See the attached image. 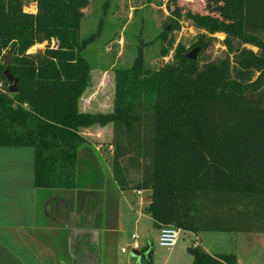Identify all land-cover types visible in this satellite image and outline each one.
Segmentation results:
<instances>
[{"label":"trees","instance_id":"1","mask_svg":"<svg viewBox=\"0 0 264 264\" xmlns=\"http://www.w3.org/2000/svg\"><path fill=\"white\" fill-rule=\"evenodd\" d=\"M227 1L243 11L239 23L211 24L167 0L173 28L165 24L163 56L182 20L203 32L156 70L141 46L116 72L113 110L82 112L92 70L84 50L100 35H78L90 0H0V146L33 149L37 188L75 190L79 151L89 144L81 129L111 123L113 177L122 190L150 192L146 212L157 227L264 234V0ZM216 33L225 36L222 56L209 52ZM37 44L44 49L29 52ZM197 46L195 60L181 55ZM12 47L17 93L3 74ZM191 249L192 264H238L232 252ZM143 251L140 263L152 264L153 250Z\"/></svg>","mask_w":264,"mask_h":264},{"label":"rangeland","instance_id":"2","mask_svg":"<svg viewBox=\"0 0 264 264\" xmlns=\"http://www.w3.org/2000/svg\"><path fill=\"white\" fill-rule=\"evenodd\" d=\"M227 2V0L226 2L221 0H178L179 4H184L192 10L200 12L211 24L229 21L239 23L243 11L240 7L237 8ZM166 3L167 0H90L88 7L83 9L84 17L78 35L81 40L99 31L100 35L84 50V56L92 66V70L89 87L80 100L79 107L81 109H86L89 112H110L113 110L116 72L132 66L141 46L145 63L151 70H156L172 61L179 45H184L187 49L192 46L196 41V36L203 31L197 30L190 21L184 19L180 22V29L172 30L169 37L173 42L169 53L163 56L162 49L168 44L163 38L165 24H169L168 30L173 28V24L169 21L171 12ZM24 9L27 12H36V8L29 4H26ZM215 35L218 39L214 42V48L209 52L212 56H222L225 47L221 41L225 36L222 33ZM44 47L45 44H37L29 52L42 50ZM251 48L256 50L255 47ZM100 134L105 141L110 137L109 132L103 130ZM102 143L103 152H108V142ZM6 148L27 149L26 151L33 154L30 147ZM32 158L30 155L16 159L14 156H8L5 162L6 158L0 156V180L6 178L4 167H8L9 175L7 177L9 178L22 177L29 172L32 173ZM103 168L101 173L98 170L99 175L104 173L109 177L108 169L105 165ZM140 175L141 171L131 169L130 177L134 182ZM132 190L127 189L122 192L114 188L113 185L106 189L105 195L111 199L112 206L113 203L115 204V210L118 212V232L109 234L111 236L108 243L110 247L102 245V249L104 251L106 249L104 257H108L105 263L102 260L98 261L99 254L96 255L97 252L93 251L92 248L95 247L90 241H87V246L81 243L85 249L89 247L91 253L88 254L97 259V262L89 261L87 264H141L140 256L145 254L143 251L145 248L148 250L155 248L154 264H192L193 255L187 246L192 245L194 241L200 242V246L213 254L235 253L238 257V264H264V234L262 233L206 231L197 233L196 237L195 234L182 231L176 247L171 250L160 247L158 244L159 230L146 212V206L150 201H145L144 206L136 204L134 201L136 193ZM70 194L68 191L69 197ZM148 195L150 196V192L144 190V197H148ZM71 196L73 197L72 194ZM95 197L100 203L102 202L99 196L95 195ZM4 208H9L11 215H14L13 204L3 203L0 199V213ZM76 212L78 214L80 211ZM82 212L84 213V211ZM134 233L139 237L140 249L132 251L129 248L127 253H122L121 249L132 243L131 236ZM99 247L98 243L95 249L98 248L99 251ZM0 252V257H9L3 251Z\"/></svg>","mask_w":264,"mask_h":264},{"label":"crops","instance_id":"3","mask_svg":"<svg viewBox=\"0 0 264 264\" xmlns=\"http://www.w3.org/2000/svg\"><path fill=\"white\" fill-rule=\"evenodd\" d=\"M80 110L89 112L86 109L80 108ZM102 130L109 132L110 137L106 141L100 134ZM81 133L89 144L79 151L75 190L37 188L34 184L33 160H31L32 173L29 172L22 177H7L8 167H4L6 178L0 180V199L3 203L13 204L14 215H11L9 208H4L0 213V251L9 256L8 258L0 257L1 263L87 264L89 261L97 262L93 255L88 254L89 247L87 249L82 247L87 246V241H90L94 247L99 243V251L98 248L95 249L96 247L92 249L97 252L96 255L99 254L98 261L107 262L108 257H104L106 249L104 251L102 245L108 246L111 239L109 234L118 232L119 217L115 204L113 203L112 206L111 199L105 195V192L112 185L122 192L125 191L119 188L113 177V124L83 128ZM102 142H108V152H103ZM26 150L0 148V156L6 158L5 162L8 156H14L16 159L30 155L34 158V151L32 154ZM103 165L108 169L109 177L104 173L99 175L98 170L101 173L104 170ZM68 191L73 197L71 194L70 197L67 195ZM132 192L136 193L134 197L136 204L144 206L145 201H150L149 195L144 197V190L141 194L137 193V189H133ZM95 195L101 198V203ZM76 211L80 212L77 214ZM149 218L151 219L150 215ZM157 229L160 231V227ZM195 236L197 237V234ZM195 242L201 245L200 242L194 241L192 245L187 246L189 250H192ZM152 250V264H154L155 248Z\"/></svg>","mask_w":264,"mask_h":264},{"label":"built area","instance_id":"4","mask_svg":"<svg viewBox=\"0 0 264 264\" xmlns=\"http://www.w3.org/2000/svg\"><path fill=\"white\" fill-rule=\"evenodd\" d=\"M137 193L141 194L142 191L138 190ZM180 233L181 230L172 225L161 226L158 237L159 246L167 250H171L177 244L178 239L180 237ZM131 238H132V243L128 247H123L121 249L122 253H127L129 248L132 249V251L140 249L141 245L139 242L138 235L134 233L131 236Z\"/></svg>","mask_w":264,"mask_h":264},{"label":"water","instance_id":"5","mask_svg":"<svg viewBox=\"0 0 264 264\" xmlns=\"http://www.w3.org/2000/svg\"><path fill=\"white\" fill-rule=\"evenodd\" d=\"M199 50H200V47L197 46L188 52H181V55L187 59L195 60L198 56ZM13 51H14V47H12L8 51V53L6 54V56L4 58V64L7 67L4 70L3 74H4V77L6 78V80L8 82V91L10 93H17L20 90L19 80L17 77L12 75L10 68H9V65L12 63ZM190 252H192V250H190Z\"/></svg>","mask_w":264,"mask_h":264},{"label":"flooded vegetation","instance_id":"6","mask_svg":"<svg viewBox=\"0 0 264 264\" xmlns=\"http://www.w3.org/2000/svg\"><path fill=\"white\" fill-rule=\"evenodd\" d=\"M96 247V246H95Z\"/></svg>","mask_w":264,"mask_h":264}]
</instances>
